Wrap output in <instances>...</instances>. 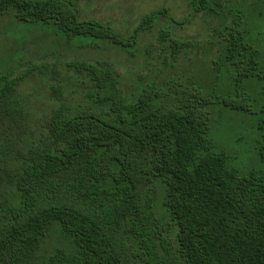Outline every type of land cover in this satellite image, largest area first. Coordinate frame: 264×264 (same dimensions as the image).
Here are the masks:
<instances>
[{
	"label": "trees",
	"instance_id": "1",
	"mask_svg": "<svg viewBox=\"0 0 264 264\" xmlns=\"http://www.w3.org/2000/svg\"><path fill=\"white\" fill-rule=\"evenodd\" d=\"M230 1L191 0L190 6L195 14L221 17L219 60L227 75L236 73L230 85L239 93L242 80L264 82V55L254 42L264 26L250 31L248 17L237 13L227 24L224 3ZM78 2L0 0V19L13 12L23 22L53 23L67 40L132 49L163 15L144 16L126 39L110 25L84 18ZM171 41L174 51L189 45ZM68 67L86 76L93 91L87 103L62 101L38 141L24 147L16 199L0 203V264H264V175L241 173L227 152L217 150L210 106L221 89L207 93L204 86L169 82L130 98L111 67ZM17 85L8 74L0 76V121ZM249 102L239 93L219 103L260 115L258 155L264 162V102L259 112ZM157 181L165 186L162 205L177 228L175 238L153 214ZM56 224L75 251L57 249L40 259L41 242Z\"/></svg>",
	"mask_w": 264,
	"mask_h": 264
},
{
	"label": "rangeland",
	"instance_id": "2",
	"mask_svg": "<svg viewBox=\"0 0 264 264\" xmlns=\"http://www.w3.org/2000/svg\"><path fill=\"white\" fill-rule=\"evenodd\" d=\"M81 15L110 25L118 33L129 38L144 16L161 11L153 26L140 33L132 49L102 42H79L64 37L53 23L20 21L13 12L0 19V76L8 74L17 79L18 85L10 112L0 121V203L14 201V187L22 153L28 143L37 142L44 133L51 114L62 101L69 104L87 103L88 93L93 91L86 76L68 67L72 62H88L99 68L106 66L119 76L126 97L136 95L148 85L167 87L170 83L204 86L207 93L217 88L213 95L210 129L217 150L230 156V164L241 173L258 172L264 175V162L258 155L263 133L258 130L260 115L237 112L225 108L221 98L236 97L241 93L253 104V109L264 102V82L257 79L242 80L239 93L230 85L226 67L219 60L222 51V19L212 14H195L191 0H78ZM229 13L227 24L235 14L248 17V29L262 27L264 0H232L225 2ZM168 31L170 37H164ZM224 32V31H223ZM255 44H260L264 55V36L255 32ZM188 43L174 51L171 38ZM217 64L213 66L212 62ZM225 72L226 76H222ZM215 74L220 81L215 80ZM229 77V79H228ZM61 90V96L57 91ZM154 211L157 220L167 228L172 238L177 228L162 201L165 186L157 181L153 187ZM57 249L68 253L75 251L73 240L54 225L42 240L38 252L46 259Z\"/></svg>",
	"mask_w": 264,
	"mask_h": 264
}]
</instances>
